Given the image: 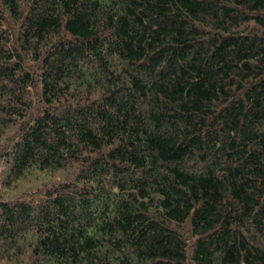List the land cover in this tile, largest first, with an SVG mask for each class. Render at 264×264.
Here are the masks:
<instances>
[{"label": "trees", "instance_id": "16d2710c", "mask_svg": "<svg viewBox=\"0 0 264 264\" xmlns=\"http://www.w3.org/2000/svg\"><path fill=\"white\" fill-rule=\"evenodd\" d=\"M0 264H264V0H0Z\"/></svg>", "mask_w": 264, "mask_h": 264}]
</instances>
